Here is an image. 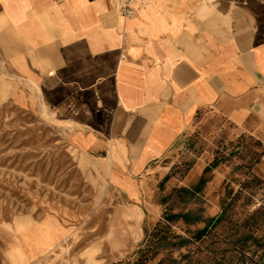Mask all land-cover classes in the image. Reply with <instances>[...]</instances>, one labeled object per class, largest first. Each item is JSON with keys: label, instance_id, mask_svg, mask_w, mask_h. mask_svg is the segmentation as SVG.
<instances>
[{"label": "crops", "instance_id": "0c3cea01", "mask_svg": "<svg viewBox=\"0 0 264 264\" xmlns=\"http://www.w3.org/2000/svg\"><path fill=\"white\" fill-rule=\"evenodd\" d=\"M0 107L49 110L101 161L100 185L69 203L73 229L106 237L112 200L114 224L139 211L179 232L200 200L204 229L236 181L217 159L239 142L263 146L264 184V0H148L129 19L113 0H0Z\"/></svg>", "mask_w": 264, "mask_h": 264}, {"label": "rangeland", "instance_id": "374dc122", "mask_svg": "<svg viewBox=\"0 0 264 264\" xmlns=\"http://www.w3.org/2000/svg\"><path fill=\"white\" fill-rule=\"evenodd\" d=\"M67 128L45 108L20 112L0 107V238L10 234L5 238L12 242L4 264H21L13 259L21 224L42 223L47 216L72 233L62 247L33 264H136L138 252L148 247L152 251L146 256L147 264H264V184L257 173L263 146L245 140L217 159L233 167L236 181L230 180V188L225 190L221 204L222 212L227 207L224 217L206 236L205 228L196 229L193 223L205 213L207 204L201 207L200 200H188L189 206L197 204L198 208L187 215L186 228L181 232L175 229L173 216L158 225L146 220L139 225V240L135 235L132 240L123 231V243L112 251L102 245L99 228L97 233L92 231L91 237L85 234L83 225L73 229L76 222L68 213L69 203L87 200L86 194L102 182L104 167L100 160L68 147L64 134ZM197 143H193L192 150ZM117 207L115 200L109 201L108 229ZM91 221L93 228L98 226L99 218ZM126 223L131 224L130 220L123 225ZM186 240L191 242L182 246ZM67 245L69 251L64 248Z\"/></svg>", "mask_w": 264, "mask_h": 264}, {"label": "bare ground", "instance_id": "6f19581e", "mask_svg": "<svg viewBox=\"0 0 264 264\" xmlns=\"http://www.w3.org/2000/svg\"><path fill=\"white\" fill-rule=\"evenodd\" d=\"M127 220H130L131 224H127L128 222L126 225L120 224L119 222L117 224L112 223L107 231L106 237L101 239V243L105 248L117 251L123 243L121 240V235H125L123 231H125L127 234L126 236H129L132 240L134 235L136 236L135 240L140 239L141 232L139 223L141 221V213L136 211V213L131 215H124L123 223L125 224ZM17 233L15 238L17 246H15L16 244L14 245L15 258L13 255L12 257L16 262L18 261L21 264H33L31 260L43 254L42 259L37 261V263H39L52 253L55 248L62 247V244L66 242L65 233L58 229V222L49 216H47L42 223H22ZM64 248L69 251L70 245Z\"/></svg>", "mask_w": 264, "mask_h": 264}, {"label": "built area", "instance_id": "2783aa9c", "mask_svg": "<svg viewBox=\"0 0 264 264\" xmlns=\"http://www.w3.org/2000/svg\"><path fill=\"white\" fill-rule=\"evenodd\" d=\"M114 8L122 18H132L140 14L148 0H113Z\"/></svg>", "mask_w": 264, "mask_h": 264}, {"label": "trees", "instance_id": "16d2710c", "mask_svg": "<svg viewBox=\"0 0 264 264\" xmlns=\"http://www.w3.org/2000/svg\"><path fill=\"white\" fill-rule=\"evenodd\" d=\"M227 208V207H226ZM226 208L224 209V211L221 213V216L220 218L218 217L217 219H215L214 221L211 222V224H209L204 230H203V236H206L209 231L211 229H213L219 222L220 220L224 217L225 213H226ZM162 223V222H161ZM159 223V224H161ZM158 225V224H157ZM191 241L189 240H186L183 242L182 246L190 243ZM152 251V247H148L147 249H145L144 251L143 250H140L138 252V255H139V259L138 261L136 262V264H147V261H148V258H146V256Z\"/></svg>", "mask_w": 264, "mask_h": 264}]
</instances>
